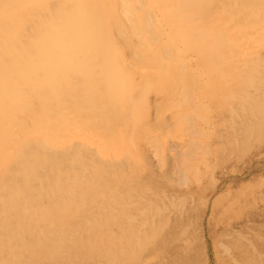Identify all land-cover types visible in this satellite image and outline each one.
I'll return each instance as SVG.
<instances>
[{"label": "bare ground", "instance_id": "obj_1", "mask_svg": "<svg viewBox=\"0 0 264 264\" xmlns=\"http://www.w3.org/2000/svg\"><path fill=\"white\" fill-rule=\"evenodd\" d=\"M263 98L264 0H0V264H101L104 243L114 256L123 230H109L126 215L122 199L152 191L147 158L154 155L161 171L168 138L196 146L211 136L216 116L208 112L260 108ZM193 149L191 158L200 152ZM188 159L176 167L192 161L187 170L199 174ZM143 199L129 226L155 202Z\"/></svg>", "mask_w": 264, "mask_h": 264}, {"label": "rangeland", "instance_id": "obj_2", "mask_svg": "<svg viewBox=\"0 0 264 264\" xmlns=\"http://www.w3.org/2000/svg\"><path fill=\"white\" fill-rule=\"evenodd\" d=\"M263 100H264V98H263ZM247 105L248 104L244 105L246 107L245 109H244V106H242V105H238V104L234 105V109L232 108V113H230V114L226 113V112H222L221 109H219V108H215V110L213 112H210V113L208 112V115L209 114H215V116H216L215 124L213 125L212 130L209 131L211 136H210V138L209 137H203L199 144L196 143V146H194L195 143L194 144L191 143L192 140L190 142V139H192V138H190L189 140H188V138L182 139V140L173 139L172 137H171L172 139L168 138V140L170 142L172 141L171 143L169 142V145L171 146V149L173 152V153L171 152V155L173 154V156H171L169 154L168 155L169 157L165 156L164 159H162L161 162L162 163L164 162V167L163 168L160 167L161 171L159 170V162H158L159 160L157 159L158 160L157 161L155 159L154 155L149 156V157L147 156L148 157L147 161H145V164H144L145 169L148 170V172L145 175L146 176V184L148 183L147 185H149V187L152 191L148 192V193H143L141 198L143 199V197H144L146 201L149 198V201L151 202V204H152L153 200L155 202H153V205L150 208L151 210L149 209L150 211L148 214L145 213L142 216L140 214H138V216L140 215L141 218L137 217V220H136L137 222H135V224L129 226V223L127 221L128 219L126 218L127 215L132 214L139 207H141L144 203V199L142 200L141 198L139 199L136 197L138 192L131 194V196L134 198L131 200L127 196H124L125 199L123 198L121 202L123 205L122 207H124V204L126 205L125 207H127L125 210V211H127L126 215L125 216L122 215L121 217H119L118 224H117L118 226L114 225L109 230V233L111 235H112V232H114V234H115L117 232L120 233L121 229L123 230L122 234L118 235V238H117L118 250L116 251V254L113 256L112 246L108 247V245L106 246V244L104 243V247L106 249L107 255H104V257L102 258L101 264H108V263L109 264H181V263L182 264H184V263L185 264H221V263L222 264H224V263L225 264H235L233 262H237L236 264H244V263L245 264L246 263L247 264H253L254 261L255 262L258 261L254 264H257V263L261 264L262 262H263L262 264H264V255H261L262 253L264 254V249H263V247H264V239H263L264 238V231H263L264 230V197H262V196H264V182H263L264 181V155H263V153H264V138H263L264 137V133H263L264 132V123H263L264 122V116H263L264 112L263 113L261 112V110L264 111V106L260 107V108L257 106H253L252 107L253 110L255 108V110L253 111L252 108L250 107V105H248L249 107H247ZM254 114L256 116H254ZM260 115H261V118H260ZM239 116L240 117L242 116V118H240ZM262 116H263V118H262ZM257 118H259V120ZM235 121H238V122H235ZM252 122L256 123V125L252 126V125H254V123H252ZM248 126L249 127L252 126V127L249 128ZM258 126H261L260 129ZM251 128L254 129L253 130L254 132L252 130H250ZM214 130H216V131L218 130V131L214 132ZM237 130H239V132ZM262 130H263V132H262ZM211 132H214V133H211ZM262 133H263V136L261 135ZM185 135H187V133H185ZM251 135L253 136V138H251ZM257 136H258V138H257ZM261 139L263 142L261 141ZM174 140H175V142H174ZM176 140H177V142L179 141L180 143L178 142L179 143L178 144L176 142ZM204 140H206V141H204ZM210 140H211V142H210ZM212 140L215 142H213ZM242 141H243V143H242ZM257 141H260L262 144L257 142ZM181 143H182V145H180ZM186 143H188V144H186ZM202 144L205 146L207 144L212 145V151H210V153L204 154L207 151H205L206 148L203 147ZM256 144H261V145H256ZM173 145L175 147H177L178 150L174 147L176 149L175 150L173 148ZM237 145H238V147H237ZM252 145H254V146L252 147ZM197 146H198V149L201 147H203L205 149H203L202 151H200V149H199V151L201 153L198 152V154H197V151H195L194 153L197 155L195 157L191 158L192 155L189 154V152H190V150H194L193 147L195 148ZM255 146H256V148H255ZM190 147H192V148L189 150ZM185 149L187 152V153L185 152V155L188 154V156L186 155L185 157L184 156L181 157L180 154L184 155ZM187 149H188V151H187ZM208 149H209V146H208ZM182 150H184V151H182ZM174 151H176V152H174ZM203 151H205V152H203ZM261 152H262V154L259 155ZM177 154H179V155H177ZM199 154H201V156ZM207 155L208 156L211 155V156H209L210 159L207 158L208 157ZM174 156L176 157L175 158L176 161L173 160ZM203 156H205L207 158L206 162L204 159V160L198 162L199 166H198V164L196 165L195 162L197 160H201L200 158H202ZM215 156H216V158H215ZM180 157L182 158V160H184V159L186 160L188 158L190 160H193L194 161L193 163L196 166V172H199V174L198 173H196V174H198L199 176L196 175L195 172H189V170H187L188 166H186V164L187 165L191 164L192 161L184 163L185 166L183 164L182 165L180 164V166L176 167L177 165H179V163H181L180 161H178V160H181ZM196 157H198V158H196ZM212 159H214V160H212ZM170 160H171V162H170ZM207 161H210L211 163H209ZM250 161H252V162H250ZM177 162H179V163L177 164ZM204 162H205V164H204ZM168 163H170L172 166ZM213 163H215V164H213ZM165 165H167V166H165ZM205 165H207V166H205ZM208 166H209V170L207 169L208 170V173H207L206 168H208ZM215 166H217V168ZM152 167H154V168H152ZM179 167H180V169H178ZM222 167H224V168L226 167V168L224 169ZM165 168H167V169H165ZM169 168H171V169H169ZM181 168H183V169H181ZM200 168H201V173H200V171H198V170H200ZM211 168H213V170ZM184 169H185V171L187 170L190 174L184 172L183 171ZM171 170L173 172H176V173H174V176H178L177 173L180 174L181 172H183L185 174L181 173L182 176L179 175L180 177L178 176V177H175L176 179H174V176L172 174L173 172ZM204 170H206V172ZM170 172H171V174L169 175ZM202 172L204 174L206 173L205 176L209 175L210 177L209 176H208L209 178L205 177ZM193 173L195 174L194 176H193ZM157 175H158V177H157ZM185 175H186V177H185ZM161 177L164 179V181L166 183H164V181ZM166 178L167 179L170 178V179H168V181H166L167 180ZM199 178L201 180H203V179L204 180L199 181L200 180ZM206 178H207V180H206ZM171 179L173 182H171ZM180 179H183L184 181L180 180ZM187 179L188 180L191 179V180L188 181ZM174 180H177V182L176 181L175 182L180 183V184L174 183ZM178 180H180L181 182ZM194 180H195V183H194ZM212 180H214L215 182L213 181V183H212ZM170 182L172 184H170ZM189 182H190V185H189ZM259 183H260V185H259ZM227 184L229 187L227 186ZM242 184H244V186ZM172 185H174V186H172ZM178 185L179 186L182 185L181 186L182 188L179 187ZM256 185H258V187ZM196 186H197V188H196ZM247 186H249V187H247ZM227 187L229 189H227ZM252 187H253V189H252ZM184 188H186L187 190ZM197 190H198V192L200 191L201 193L196 192ZM227 190H229L231 192H228ZM206 191H208V192H206ZM226 191L228 192V195H227ZM174 192H175V194H174ZM251 194H253V198H252ZM184 195H186L185 196L186 201H185ZM200 195L204 196V198L201 197ZM156 196L158 197L157 200H155ZM164 196L167 199L164 198ZM193 196H194V198H193ZM222 196L224 198H221ZM233 196H235L237 198V200H236V198L234 199ZM179 197H180V199H179ZM259 197H260V199H263V202H262V200L259 199ZM244 198H245L246 202L244 201ZM250 198H251V200L258 198V200H254V202H253L250 200ZM191 199H192V201H191ZM135 200H136V204L131 205ZM182 200H184V202ZM196 200H198V201H196ZM201 200H203V201H201ZM217 201L220 203L218 204ZM248 201H250L252 206H250L251 204ZM123 202H125V203H123ZM186 202H188V204ZM214 202H216V203H214ZM229 202H231V203L229 204ZM243 202H244V204H243ZM232 203L234 206L232 205ZM216 204H217V206H216ZM239 204H240V207L238 206ZM230 205L232 208L230 207ZM130 206L132 208H130ZM184 206H186V207H184ZM227 206H229L230 209H228ZM254 206H255V208H254ZM156 207H157V209H156ZM180 207H181V209H180ZM191 207H193L194 209ZM177 208H178L179 212H178ZM241 208H242V210H241ZM158 209H159L158 212H161V213L155 212ZM224 209H225V211H224ZM166 210H168V211H166ZM184 210H186V211H184ZM235 210H237V211H235ZM163 211H165V212H163ZM190 211H191V213H190ZM222 212L224 213V215ZM212 213H213V215H212ZM253 213H255V214H253ZM235 214H236V217H235L236 219L235 218L233 219ZM173 215H174V217H173ZM177 215H178V217H177ZM180 216H181V218H180ZM226 216H227V219H225ZM249 218H250V220H249ZM174 220H176L175 223H173ZM200 220H201V222H200ZM167 222H168V224H167ZM170 222H172L173 224H171ZM248 222H250V223H248ZM259 223H261V224H259ZM241 225H242V227H241ZM188 226H190V227H188ZM166 227H168V228H166ZM183 227H185V228H183ZM191 227H193V228L190 229ZM173 229H175V230H173ZM240 230H242V231H240ZM170 231H172L173 233H170ZM188 231H190V232H188ZM246 231H248V232H246ZM181 232H183V234ZM197 233L199 234V236ZM210 233H212V234H210ZM254 233H255V236H254ZM256 234H257V236H256ZM261 235H263V236H261ZM238 236L240 238H238ZM241 236H244V238ZM258 236L261 239H258ZM172 237H173V239L171 240ZM156 238H158L157 241H156ZM246 238L250 240V243H249V240H247ZM255 238H257V240ZM166 239H167V244H168L167 246L169 248L167 246L165 248H162V249L158 248L159 249L158 252H156L155 250H154L155 252L152 251L153 247H150V249H149L148 245L151 246V244H153V243L159 245ZM240 240H241V243H240ZM260 240H263V241H260ZM155 241H156V243H155ZM227 241L228 242L230 241V242L228 243ZM121 242L123 244H121ZM213 242H215V243L213 244ZM225 242H227V243H225ZM242 242H244V244L240 246V244H242ZM252 242H255V243L252 244ZM256 245H257V247H256ZM121 246H124V248L126 249L127 253L125 252V255L121 254ZM219 246H222V247L226 246V247L221 248ZM246 247H247V250H246ZM252 247L256 249V252L253 251L255 249L252 250ZM181 248L183 249V251ZM243 248H244V250H243ZM109 250L112 254H109ZM258 250H261L262 253H261V251L259 252ZM229 251H232V252L229 253ZM233 251H236V252H233ZM227 252H228V254H227ZM249 254H251L252 256ZM241 255H244V256H241ZM260 255H261V257L262 256L263 257L261 258ZM250 256L252 259L250 258ZM243 257L246 260L249 259L248 260L249 263L244 259L246 261L245 262L243 260ZM253 257H255L256 259H253ZM140 258L143 261L140 260ZM224 258H226L225 259L226 261L224 260ZM260 258H261V261H260ZM232 259L234 260L233 262H232ZM242 260L244 261V263H242L243 262ZM71 262H72V260H71ZM144 262H146V263H144ZM73 263L74 264H85V263H82L81 261H78V260H73Z\"/></svg>", "mask_w": 264, "mask_h": 264}]
</instances>
